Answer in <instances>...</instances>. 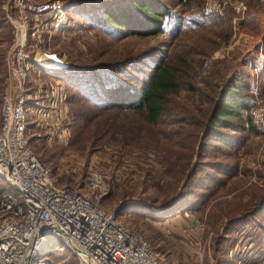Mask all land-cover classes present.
Returning a JSON list of instances; mask_svg holds the SVG:
<instances>
[{
	"label": "rangeland",
	"instance_id": "374dc122",
	"mask_svg": "<svg viewBox=\"0 0 264 264\" xmlns=\"http://www.w3.org/2000/svg\"><path fill=\"white\" fill-rule=\"evenodd\" d=\"M14 1L0 0V127L13 76V23L23 14ZM60 1L66 24L43 29L49 22L42 18L35 39L34 23L27 39L29 52L58 55L69 66L42 74L33 90L29 86L31 95L44 91V118L36 121L34 109L29 111L31 148L58 186L85 190L91 173L106 176L110 192L92 195L94 202L168 264H264V124L257 126L254 116L260 111L264 123V0H160L172 16L158 37L125 29L148 25L135 2L155 7L157 0ZM104 13L122 26L102 27L108 23ZM161 63L178 69L185 86L165 98L157 122L146 111H98L79 100L83 94L98 108L107 107V88L141 89ZM234 82L245 86L250 110L227 120L230 129H219L220 143L208 128ZM52 86L61 91L55 109ZM3 180L0 189L9 190ZM182 192L180 207L166 216L153 213ZM41 264L80 262L55 241Z\"/></svg>",
	"mask_w": 264,
	"mask_h": 264
},
{
	"label": "built area",
	"instance_id": "2783aa9c",
	"mask_svg": "<svg viewBox=\"0 0 264 264\" xmlns=\"http://www.w3.org/2000/svg\"><path fill=\"white\" fill-rule=\"evenodd\" d=\"M13 6L23 14L13 23L17 43L11 59L12 81L2 108L0 177L15 193L4 192L0 199V264H41L42 255L55 241L74 251L80 264H168L115 213L94 202L92 195L105 197L110 192L106 176L91 173L85 190L58 186L50 169L33 152L28 136L29 111L34 109L36 121L44 118V91L31 95L29 86L33 90L39 76L69 66L58 55L29 52L30 25L34 23L35 39L41 28L60 30L67 17L60 0L43 4L15 0ZM42 18L49 24L40 28ZM60 96L61 91L53 90L52 109ZM254 116L259 117L257 126L264 124L260 111L255 110Z\"/></svg>",
	"mask_w": 264,
	"mask_h": 264
},
{
	"label": "trees",
	"instance_id": "16d2710c",
	"mask_svg": "<svg viewBox=\"0 0 264 264\" xmlns=\"http://www.w3.org/2000/svg\"><path fill=\"white\" fill-rule=\"evenodd\" d=\"M134 6L145 14L148 25L137 31L125 27L126 24L124 23L123 26L125 27L126 31L130 32L131 35H139L143 37H158L165 33L164 27L166 22L172 16L171 9L164 6L160 0H157L155 7H150L138 2H135ZM104 16L106 17L108 23H106V26L102 27L117 29L122 26L121 23L110 14L104 13ZM76 71L82 72V69L76 68ZM178 74L179 70L175 67H170L166 63H161L154 66L150 81L141 89L120 88L121 90H119L117 86L113 88H107L106 96L109 102L107 107L98 108V105H95L93 102H91V100L84 98L82 92H80L82 94V99L79 100L83 104L89 106L94 105L97 107L95 110L98 111L125 109H131L140 113L146 111L148 113L149 119L152 122H157L164 111L165 98L169 94L178 93L182 87L185 86L183 82H181ZM244 87L245 86L242 84H237V82H234V84L225 90V93L222 94V97L219 99V102L216 106L217 108L214 114V119L208 128V136H214V138L220 143H224L225 141L223 138H220L221 135L219 129H230V125L227 123V120L231 118H241L244 113L248 115L250 105L247 102L246 97L243 95ZM188 88L192 89V85H189ZM200 164L201 163H199V165ZM198 166L190 174L189 180L194 176ZM0 180H3L2 177H0ZM187 186L188 185H186V187ZM0 191L2 194L4 192L15 193L11 187L9 190L0 189ZM185 197L186 193L182 192L166 205L160 207L159 210L152 211L155 215L166 216L176 208L180 207L182 203L184 204ZM134 206L146 209V207L143 205L129 204L130 208Z\"/></svg>",
	"mask_w": 264,
	"mask_h": 264
},
{
	"label": "bare ground",
	"instance_id": "6f19581e",
	"mask_svg": "<svg viewBox=\"0 0 264 264\" xmlns=\"http://www.w3.org/2000/svg\"><path fill=\"white\" fill-rule=\"evenodd\" d=\"M79 253H80V255H82L84 257V255H83V253L81 251H79Z\"/></svg>",
	"mask_w": 264,
	"mask_h": 264
}]
</instances>
